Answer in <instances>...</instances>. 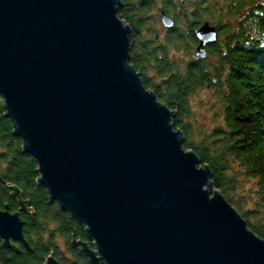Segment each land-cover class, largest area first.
Segmentation results:
<instances>
[{
	"label": "water",
	"instance_id": "1",
	"mask_svg": "<svg viewBox=\"0 0 264 264\" xmlns=\"http://www.w3.org/2000/svg\"><path fill=\"white\" fill-rule=\"evenodd\" d=\"M122 7L0 0V97L38 185L92 242L72 241L89 264H264V240L183 148L175 114L130 64ZM195 37L193 60H204L216 28L205 22ZM20 212L0 210V240L15 252L11 242L27 248Z\"/></svg>",
	"mask_w": 264,
	"mask_h": 264
},
{
	"label": "trees",
	"instance_id": "2",
	"mask_svg": "<svg viewBox=\"0 0 264 264\" xmlns=\"http://www.w3.org/2000/svg\"><path fill=\"white\" fill-rule=\"evenodd\" d=\"M229 13L237 17L234 30L222 43L217 40L208 52V58L217 59V67L206 68L205 60H188L180 71L170 61L169 50L184 49L185 56H189L196 44L193 32L181 31L171 34L163 44H153V37L142 39L139 31H134L130 64L140 74L145 89L175 114L172 123L184 135L183 148L194 152L201 166L209 167L215 189L248 229L264 240V0H233ZM195 14L192 18L196 21L199 18ZM118 17L131 23L125 11L119 10ZM206 86L220 98L223 125L195 143L193 126L188 123L189 99L194 91ZM4 115L0 97V210L20 212L10 191V187H17L27 209L20 212L27 248L11 242L18 249L15 252L0 240V264H46L50 257L58 264H88L72 240L74 236L93 249L91 241L71 215L51 203L46 190L38 185L37 163L22 151L21 140L14 136L13 126ZM234 166L244 178L255 181L256 201L251 208L242 198L231 199L236 192ZM59 239L64 249L59 248Z\"/></svg>",
	"mask_w": 264,
	"mask_h": 264
},
{
	"label": "rangeland",
	"instance_id": "3",
	"mask_svg": "<svg viewBox=\"0 0 264 264\" xmlns=\"http://www.w3.org/2000/svg\"><path fill=\"white\" fill-rule=\"evenodd\" d=\"M232 1L233 0H186L182 7L176 11L179 17L178 21L181 25L184 21L188 24L191 14H195L196 10H198V14L202 16L203 21L220 28L222 35L219 38V42L222 43L225 37L230 35L231 31L234 30L237 20L236 16L233 17L229 13V7L232 5ZM161 3L162 1H157V5ZM184 15H187L188 19ZM155 30L159 34V43H163V31L158 28H155ZM150 32H154V28L148 26L144 34V39H149ZM193 52L194 50H192L190 55ZM168 54L170 61L175 64L180 71H182L184 64L190 59V55L189 57L185 56L184 51L175 52L169 50ZM213 66L217 67V59L215 57L205 60L206 68H213ZM147 76L149 78H154L152 73H148ZM189 102L190 118L188 123L193 126L194 141L198 143L201 136L205 134L210 135L217 126L223 125L222 105L218 94L209 86L194 91L190 96ZM234 172H236V192L231 195V199L239 200V198H242L245 203L247 202V207L251 208L252 203L256 201L255 181L244 178L237 169V166H234ZM58 246L60 249H64V243L61 239L58 240Z\"/></svg>",
	"mask_w": 264,
	"mask_h": 264
},
{
	"label": "flooded vegetation",
	"instance_id": "4",
	"mask_svg": "<svg viewBox=\"0 0 264 264\" xmlns=\"http://www.w3.org/2000/svg\"><path fill=\"white\" fill-rule=\"evenodd\" d=\"M124 1H125V4L122 3L123 7L120 10L125 11V16H127V18L129 17L130 21L132 23V24L131 23L129 24V23H127V21L123 20L129 26V28L132 31L133 45H134V34H133V32L139 31L137 33H139L140 38L142 37V39H144V34H145L146 28L148 26L154 28V32L156 31L155 28H158L161 31H163V33H164L163 43H164L165 39L170 37L171 34H175V33H178L180 31L182 33H185V34H191L193 32L194 37H195V31L197 29H199L205 23V21L202 20V16L199 15L198 13L195 14V18H199L198 20H196V21L193 20V18H192L193 15L191 14V16H190L191 18H190L188 24L185 23V21H184L185 24L182 23V25H181L179 23V21H178L179 17H178V13H176V11L182 7V5L185 3L186 0H124ZM157 1H162V3L157 5ZM163 15L166 16L172 22L171 28H166L163 25V22H162V16ZM184 16L187 18V15H184ZM213 27L216 28L217 40L219 41V38L221 37V30L218 26H213ZM154 32H150V36L153 37V40H152L153 44H158L160 41L159 34L157 33V31L155 33ZM195 41H196V44L193 45L192 49L189 51V55H190L192 50H194V52L190 55L189 61L202 62L208 58V56H209L208 52H209V50H211V48H213L214 44L206 47V49H205L206 50V58L204 60H193V55L195 54L197 47L199 45L196 37H195ZM163 43H161V44H163ZM183 51H184V55H186L185 54L186 50H184V49H182L178 52H183ZM73 240L78 241V242L80 241V240H76L74 238V236H73ZM84 243H86L88 246V242H84ZM75 248L81 250L80 247H75ZM81 253L83 254V252H81ZM83 256L86 258V256L84 254H83ZM87 261H88V259H87ZM88 264H89V262H88Z\"/></svg>",
	"mask_w": 264,
	"mask_h": 264
}]
</instances>
